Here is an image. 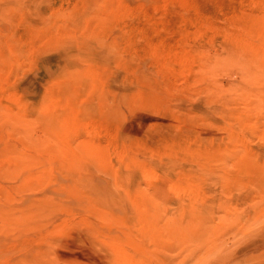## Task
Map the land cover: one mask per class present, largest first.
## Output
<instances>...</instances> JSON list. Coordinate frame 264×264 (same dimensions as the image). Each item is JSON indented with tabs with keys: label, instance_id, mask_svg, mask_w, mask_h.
Wrapping results in <instances>:
<instances>
[{
	"label": "rangeland",
	"instance_id": "obj_1",
	"mask_svg": "<svg viewBox=\"0 0 264 264\" xmlns=\"http://www.w3.org/2000/svg\"><path fill=\"white\" fill-rule=\"evenodd\" d=\"M0 264H264V0H0Z\"/></svg>",
	"mask_w": 264,
	"mask_h": 264
}]
</instances>
